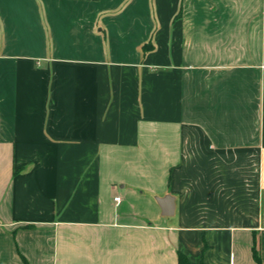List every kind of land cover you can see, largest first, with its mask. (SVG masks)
<instances>
[{
    "label": "crops",
    "instance_id": "0c3cea01",
    "mask_svg": "<svg viewBox=\"0 0 264 264\" xmlns=\"http://www.w3.org/2000/svg\"><path fill=\"white\" fill-rule=\"evenodd\" d=\"M263 65L264 0H0V264H264Z\"/></svg>",
    "mask_w": 264,
    "mask_h": 264
},
{
    "label": "water",
    "instance_id": "95a60500",
    "mask_svg": "<svg viewBox=\"0 0 264 264\" xmlns=\"http://www.w3.org/2000/svg\"><path fill=\"white\" fill-rule=\"evenodd\" d=\"M156 201L160 204V206L164 209V207H167L168 210L164 211V214L170 213L169 208L170 204L172 206V197L171 196H163V197H156ZM165 205V206H164Z\"/></svg>",
    "mask_w": 264,
    "mask_h": 264
},
{
    "label": "trees",
    "instance_id": "16d2710c",
    "mask_svg": "<svg viewBox=\"0 0 264 264\" xmlns=\"http://www.w3.org/2000/svg\"><path fill=\"white\" fill-rule=\"evenodd\" d=\"M148 44H149V43L144 44V47H145V46H148ZM178 259H179V261L182 262V263H188L187 260H186V258H185L182 254H179V255H178Z\"/></svg>",
    "mask_w": 264,
    "mask_h": 264
},
{
    "label": "built area",
    "instance_id": "2783aa9c",
    "mask_svg": "<svg viewBox=\"0 0 264 264\" xmlns=\"http://www.w3.org/2000/svg\"><path fill=\"white\" fill-rule=\"evenodd\" d=\"M264 66V65H263ZM116 201H118L119 200V197L118 196H116L115 198H114Z\"/></svg>",
    "mask_w": 264,
    "mask_h": 264
}]
</instances>
